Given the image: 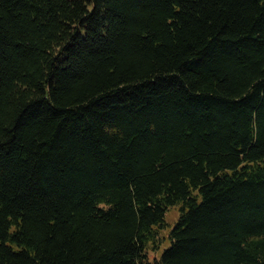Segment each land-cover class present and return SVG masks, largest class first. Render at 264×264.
<instances>
[{"label":"trees","instance_id":"trees-1","mask_svg":"<svg viewBox=\"0 0 264 264\" xmlns=\"http://www.w3.org/2000/svg\"><path fill=\"white\" fill-rule=\"evenodd\" d=\"M0 264H264V0H0Z\"/></svg>","mask_w":264,"mask_h":264},{"label":"rangeland","instance_id":"rangeland-1","mask_svg":"<svg viewBox=\"0 0 264 264\" xmlns=\"http://www.w3.org/2000/svg\"><path fill=\"white\" fill-rule=\"evenodd\" d=\"M166 220L169 224V226L164 229L163 231H161V235H168L169 233V229H170V226H173L174 223L176 222V220L178 219L179 215H180V208L178 206H174V207H171L167 214H166ZM163 245H162V248H161V251L169 244V239L167 238L165 241H163ZM161 252H154V251H150L149 253V256H150V259H154L155 257L159 256Z\"/></svg>","mask_w":264,"mask_h":264}]
</instances>
